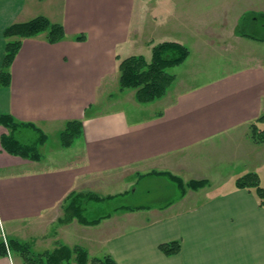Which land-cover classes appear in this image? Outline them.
Returning <instances> with one entry per match:
<instances>
[{
	"label": "crops",
	"instance_id": "obj_1",
	"mask_svg": "<svg viewBox=\"0 0 264 264\" xmlns=\"http://www.w3.org/2000/svg\"><path fill=\"white\" fill-rule=\"evenodd\" d=\"M170 2L0 0V71L7 43L17 39L4 35L11 24L44 15L61 23L66 32L56 43L48 41L47 31L23 38L8 69L11 82L0 84V114L31 122L48 138L40 146L41 160H31L3 148L1 136L8 130L0 125L3 235L25 242L34 238L29 240L37 244L34 252L56 247L60 236L64 245L94 246L96 252L112 254L119 264H264V206L255 191L235 186L233 171L198 191L185 190L183 196L166 176H140L155 170L183 177L180 164L186 161V152L213 144L230 147L225 156L233 161V140L264 114V66L259 63L201 80L192 69L176 73L165 96L148 103L138 102L135 90H120V58L154 40L147 28L148 13L158 19L150 12L155 4L164 20ZM83 34L85 39L78 40ZM233 36L237 44H256L235 32ZM113 87L120 91H111ZM116 93L119 105L97 110L105 99L116 100ZM124 93H133L132 100H121ZM76 120L82 121V132L72 145L64 146L62 133ZM52 139L59 143L48 147ZM237 161L242 170L243 161L250 159ZM128 170L135 180L118 194L136 193L142 183L150 192L151 184L160 182L174 198L157 206L142 205L137 211H113L99 224L82 225L81 230L75 221L56 223L72 192L95 189L94 180ZM103 184L94 191L99 194ZM70 230L76 237H65ZM174 240L181 241L179 253L166 255L160 250L161 243ZM0 264L15 261L11 255L0 256Z\"/></svg>",
	"mask_w": 264,
	"mask_h": 264
},
{
	"label": "rangeland",
	"instance_id": "obj_2",
	"mask_svg": "<svg viewBox=\"0 0 264 264\" xmlns=\"http://www.w3.org/2000/svg\"><path fill=\"white\" fill-rule=\"evenodd\" d=\"M168 7H170V13L169 15H166L169 12L168 10L164 15L165 19L162 20L163 16L161 15L160 9H158L154 4L153 10H151L150 12L153 13V17H156L158 19L152 18L150 16L151 13H148L149 17L147 19V28L148 30L152 29L153 32L150 31V36L154 37V40H148L147 43L142 46V50L137 48L135 49L137 52L134 51L131 55H142L148 61H150L152 57V48L156 43H160L167 40H179L180 42L181 40L183 44L189 47L191 54L184 63L170 68L169 71L177 73L179 76L180 74H182V71H188L192 69L193 74L197 72L196 75L198 76L199 80L207 76L219 75L226 71L242 67L244 64L247 63H259L264 66V41L255 40L254 42H256V44L253 43L249 45L242 43L237 44V41H235L233 36V32H235L237 35V30L239 28L238 24L244 13L264 12V0H171L170 5ZM171 7H173V9ZM144 21L146 20L144 19ZM143 24H145V22ZM140 37L141 36L139 35V38ZM123 58H120V60ZM181 87L179 86V88ZM115 89L117 91L126 90L121 89L120 86V90L118 88L113 87L111 91H114ZM130 90L136 91V89H128V91ZM117 93L115 97L116 100L105 99L104 104H101V106L98 107L97 110L102 111L112 109L115 107V105H119V103H116L117 98H119V96H117ZM112 94L113 92L110 93V95ZM124 94L126 95V97H123ZM124 94L120 96L122 97L121 100H132L130 98V94L133 93ZM251 126L252 125L250 124L247 127L246 132H243L242 136H240L241 138L236 136V138L233 140L234 143L231 148L233 153V161L228 160L229 154L225 156V150H227L228 152L230 151V147L227 146L213 144L211 146H202L201 148L190 150L189 153H187V151L185 157L186 161H183V164H180L183 166L181 174L183 175L182 179L184 180L186 185L185 190L193 192L198 191L199 188L206 186V184H208L209 182L217 183L222 181L223 178H227V176L229 175L227 173H230L232 171L234 175L233 177L235 179V186L238 177L245 175L249 172H255L258 173V175L260 176L261 185L264 187V142L258 143L254 140L253 129ZM258 127L260 129H264V121H262V123H259ZM20 136L22 139H27V137L30 138L31 136H34V134L29 130H24L22 131V134ZM245 137L248 141L245 139ZM56 141H58L59 143V140L52 139L49 142L48 147L55 146L57 143ZM246 141L249 142V146L245 143ZM56 151L62 152L58 150ZM246 156L249 157L250 161H243L244 169L241 170V162L237 160L238 158L242 157L246 158ZM151 172H155V170L149 171L146 174H149ZM133 180H135L134 173L129 170L127 172L120 171V173L110 172L106 174V177L104 179L98 178L97 180H94L95 189H90L89 191L84 192H93L102 197H107L112 193L117 194L118 196L113 199L106 200L104 202L89 203L87 212L88 216L93 218L101 216L108 212H113L114 208L119 206L120 204H127L131 206H157L167 202L169 199H172L175 196L172 190H169V187H164L163 185H161L160 182L151 184L150 187H152V189L150 192L146 191V189L144 188L146 184L142 183L136 193L130 191V193L126 195L118 194L123 193V191L127 189V186L130 187L129 183H131ZM193 181H206V184L198 188H193L191 186V182ZM102 183L104 184L100 185L101 187L98 189V194L94 190H96L97 185ZM251 190L255 191L254 189ZM128 211L137 210H127V212ZM64 216L65 210L63 208L62 211L60 210V212L58 213L59 220H57L56 223H61L60 220ZM73 221H75L74 223L77 224V227H75L77 230H81L80 228H82V225H85L81 223L77 218H75ZM110 228V234H113V232L115 231L113 227ZM60 232L59 234L61 235ZM75 232L70 230L66 233L67 236L65 237L68 239H70L71 237L73 238V236L76 237ZM82 233L78 235L82 236ZM85 234L87 235V238H91V241L92 239L95 240L93 235H88L86 232ZM33 239L34 238H31L29 240L32 241ZM10 240L11 237L9 238L5 234L3 235L2 230L0 229V243H4V246L7 248L8 253L12 252V254L8 255L12 256V259L13 261H15V264H29V262L25 260V256H30L31 258H34L37 257V254H42L46 251L53 252L57 247L64 245L61 240V237L58 236L57 240L54 242L56 247H51L49 248V250L43 252H34L33 249L35 251H37L38 249L37 244L34 245L33 242L28 240V242L31 243L30 250L35 254L23 255L20 254V251L12 249L10 245ZM67 246L73 248V254L70 260H64L61 262V264H78V253L74 250L77 246H83L80 243H76L75 245H73V242L71 246ZM95 247L97 248V246ZM83 248H85L88 252L89 261L87 264H97L93 262V259L105 258L107 256H111L117 262V260L112 254H101L99 252H96L98 251V248L94 250V246L90 249H87L86 247ZM91 249L94 251H92ZM117 264L119 263L117 262Z\"/></svg>",
	"mask_w": 264,
	"mask_h": 264
},
{
	"label": "trees",
	"instance_id": "obj_3",
	"mask_svg": "<svg viewBox=\"0 0 264 264\" xmlns=\"http://www.w3.org/2000/svg\"><path fill=\"white\" fill-rule=\"evenodd\" d=\"M238 26L237 35L257 41H264V12L244 13ZM45 31H47V39L51 43L59 42L66 36L65 28L61 23H54L44 15L37 16L25 22L13 23L5 29V37L15 36L17 39L7 43L3 69L0 71V84L9 85L11 82V74L8 69L21 47L22 39L36 36ZM85 37L86 36L83 34L79 35L77 39L84 40ZM190 54L191 51L187 45L179 41L167 40L154 45L150 61L142 55H131L121 59L119 62L121 89H136V99L141 103L152 102L163 97L176 80V73L169 71V69L184 63ZM262 121H264V114L257 119V122ZM257 122L251 124V127L253 129L254 140L260 143L264 142V129H260ZM0 125L8 130V133H4L1 136L2 145L6 151L31 160H41L42 152L40 146L43 145L48 138L42 130L35 126V124L31 122H20L10 114H0ZM24 130L31 131L34 136L22 139L20 135ZM81 132V120L69 122L67 128L62 133V144L64 146L72 145ZM154 174L170 178L179 188V196H183L186 185L182 177L168 171H155L149 174H143L141 177ZM205 184L206 181L191 182L193 188H198ZM236 187L254 189L259 198V205L264 206V187L261 185L258 173L249 172L238 177L236 180ZM117 196L118 195H109L107 197H102L93 192H72L63 204L65 216L60 222L69 223L77 218L85 225H97L103 219L110 217L112 212L91 218L87 214L89 203L104 202ZM171 202L172 200L169 201V203ZM140 208H142V205L131 206L120 204L115 207L114 211L121 209L136 210ZM10 242L12 249L20 251V254H35L31 252V243L29 242L16 239H11ZM181 246V241L174 240L161 243L159 248L166 255H174L180 252ZM74 251L78 253V264L88 263V252L85 248L77 246ZM72 254L73 248L67 245H61L53 252L46 251L42 254H37V257L34 258L25 256V260L29 262V264H61L64 260H70ZM6 255H8V250L4 246V243L1 242L0 256ZM93 262L97 264H117L111 256L95 258Z\"/></svg>",
	"mask_w": 264,
	"mask_h": 264
}]
</instances>
